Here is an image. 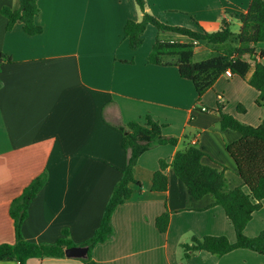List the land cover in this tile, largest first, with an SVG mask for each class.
<instances>
[{
	"label": "crops",
	"instance_id": "0c3cea01",
	"mask_svg": "<svg viewBox=\"0 0 264 264\" xmlns=\"http://www.w3.org/2000/svg\"><path fill=\"white\" fill-rule=\"evenodd\" d=\"M251 0H148L145 12L160 22L205 31L222 21L240 23ZM16 0H0V54L10 58L0 67V245L14 243L9 206L32 179L47 172L42 190L30 204L22 224L25 240L53 244L66 230L74 244L89 240L98 228L115 184L126 166L127 154L116 126L146 116L164 125L176 146L155 147L140 156L134 193L112 216V237L96 245L91 257L97 264H264V255L237 249L225 255L200 251L182 260L180 245L192 237L235 233L223 209L210 195L193 199L183 183L166 169L168 189L152 192L151 181L159 161L170 164L178 151L191 145L205 153L202 163L226 170L230 188L240 185L226 146L239 134L223 130L217 111L222 96L224 112L243 124L257 127L264 118L256 106L258 93L239 77L221 76L197 103L190 81L174 66L148 64L146 59L158 35L148 25L143 44L128 47L123 27L140 21L134 0H37L35 18L42 33L28 36L17 24L6 32L3 7ZM264 43L254 60L264 65ZM195 48V61L211 55ZM252 72L248 73L247 78ZM238 108L241 112H238ZM202 109H205L202 111ZM167 212L165 233L155 227ZM264 230L262 209L253 214L244 233L255 237ZM0 264H19L0 261ZM26 264H83L81 259H30Z\"/></svg>",
	"mask_w": 264,
	"mask_h": 264
},
{
	"label": "trees",
	"instance_id": "16d2710c",
	"mask_svg": "<svg viewBox=\"0 0 264 264\" xmlns=\"http://www.w3.org/2000/svg\"><path fill=\"white\" fill-rule=\"evenodd\" d=\"M148 0H134L142 12L140 21L129 20L123 27V37L131 50L139 49L143 44V34L148 25L153 26L158 35L147 56V63L156 66H174L179 76L190 81L200 103L202 96L229 70L232 77H239L257 93L255 104L264 110V65L254 60L259 44L264 43V0H251L245 14L238 16L240 27L234 33L230 24L222 21L216 32H207L195 22V29L170 26L160 22L145 12ZM39 13L37 0H16L13 8L3 7L2 16L6 19V32L17 24L22 26L28 36H37L42 28L37 26L35 18ZM165 34V37H163ZM204 46L211 50V55L195 61V48ZM260 57H264L261 52ZM9 57L0 54V67L9 63ZM252 72L247 78L248 73ZM1 86V83H0ZM220 126L239 134V139L226 146V152L235 165L236 176L240 185L230 188L221 170L206 166L202 159L203 150L195 145L178 151L170 164L159 161V168L151 181L152 192H165L168 189L166 169L171 167L174 175L186 187L188 194L195 200L210 195L215 206L223 209L231 223L235 241L230 242L223 236L192 237L188 243L180 245L182 260H187L196 252L204 251L212 255H225L237 249H246L264 255V230L255 237H247L244 230L252 220L253 214L262 209L264 200V118L257 127L243 124L233 115L224 112L222 96L218 95ZM205 110V109H204ZM238 112L241 110L238 108ZM164 125L146 116L144 122L132 121L116 126L122 135L121 146L127 154L126 166L121 178L115 184L104 209L100 224L92 237L84 243L74 244L68 232L53 244H36L24 239L22 224L28 217L30 204L35 200L47 180V172L30 181L21 194L13 199L9 206V216L14 227V243L0 245V261H16L26 264L30 259L66 258L65 250L71 247H88L87 258L83 264H97L91 257L92 249L109 240L113 235L112 216L117 207L128 201L134 193L141 192L142 186L134 178V169L138 159L145 152L158 147L176 146L177 139L164 136ZM169 225V214L157 217L155 227L165 233Z\"/></svg>",
	"mask_w": 264,
	"mask_h": 264
},
{
	"label": "water",
	"instance_id": "95a60500",
	"mask_svg": "<svg viewBox=\"0 0 264 264\" xmlns=\"http://www.w3.org/2000/svg\"><path fill=\"white\" fill-rule=\"evenodd\" d=\"M65 257L70 259L87 258L88 247H71L65 250Z\"/></svg>",
	"mask_w": 264,
	"mask_h": 264
},
{
	"label": "rangeland",
	"instance_id": "374dc122",
	"mask_svg": "<svg viewBox=\"0 0 264 264\" xmlns=\"http://www.w3.org/2000/svg\"><path fill=\"white\" fill-rule=\"evenodd\" d=\"M219 28H217L216 30H208L207 32H210V33H212V32H216L217 30H218ZM230 29H231V31L232 32H234V33H236V32H238V28H237V26H236V24L234 23L233 25H231L230 26ZM163 34V33H162ZM164 36L163 37H165V34H163ZM263 110V109H262ZM263 115H264V110H263ZM45 171V170H44ZM40 175V174H39Z\"/></svg>",
	"mask_w": 264,
	"mask_h": 264
},
{
	"label": "built area",
	"instance_id": "2783aa9c",
	"mask_svg": "<svg viewBox=\"0 0 264 264\" xmlns=\"http://www.w3.org/2000/svg\"><path fill=\"white\" fill-rule=\"evenodd\" d=\"M224 76H226L227 78H231L232 77V74L229 70H227L224 74ZM202 111H204V109H202Z\"/></svg>",
	"mask_w": 264,
	"mask_h": 264
}]
</instances>
